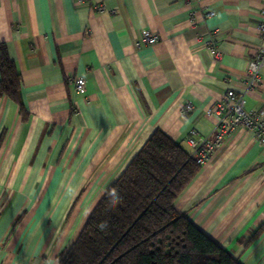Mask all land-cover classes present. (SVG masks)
<instances>
[{
    "label": "crops",
    "instance_id": "1",
    "mask_svg": "<svg viewBox=\"0 0 264 264\" xmlns=\"http://www.w3.org/2000/svg\"><path fill=\"white\" fill-rule=\"evenodd\" d=\"M263 21L264 0H0V48L21 75L19 99L0 95V264H57L156 130L191 151L230 89L264 115V65L249 86ZM214 30L219 59L205 43ZM175 205L244 264H264V146L251 131L234 129Z\"/></svg>",
    "mask_w": 264,
    "mask_h": 264
},
{
    "label": "trees",
    "instance_id": "2",
    "mask_svg": "<svg viewBox=\"0 0 264 264\" xmlns=\"http://www.w3.org/2000/svg\"><path fill=\"white\" fill-rule=\"evenodd\" d=\"M0 73V95L19 99L21 75L4 45ZM202 166L192 150L156 130L106 189L57 264H244L175 205Z\"/></svg>",
    "mask_w": 264,
    "mask_h": 264
},
{
    "label": "built area",
    "instance_id": "3",
    "mask_svg": "<svg viewBox=\"0 0 264 264\" xmlns=\"http://www.w3.org/2000/svg\"><path fill=\"white\" fill-rule=\"evenodd\" d=\"M86 1V0H78ZM98 12L105 11L103 4L98 3L96 6ZM192 15V14H191ZM213 15V12H210ZM193 20V18H191ZM260 33L264 36V21L259 25ZM217 30H214L210 37L205 41L208 50L212 53L214 59L221 58V53L215 41ZM159 35L151 30L143 33V42L146 45L156 44L159 41ZM264 65V49H261L255 60L249 64V73L251 80L249 86H253L259 80V72ZM74 90L77 93H84L86 90V80L83 77H75L72 79ZM246 99L243 95L237 94L230 89L222 100L215 104L208 113L218 118V126L213 136L195 137L192 132L187 141L192 148V155L196 158L197 163L204 165L213 153L221 147L225 138L236 128H245L251 131L257 140L264 146V115L261 112L247 110ZM191 108V105H188Z\"/></svg>",
    "mask_w": 264,
    "mask_h": 264
},
{
    "label": "rangeland",
    "instance_id": "4",
    "mask_svg": "<svg viewBox=\"0 0 264 264\" xmlns=\"http://www.w3.org/2000/svg\"><path fill=\"white\" fill-rule=\"evenodd\" d=\"M89 214H90V213H89ZM88 216H89V215H87V217L84 218L83 221L81 220V222H80V225H81V226H79L80 229L78 228V229H79V231H78L79 233H80L81 229L83 228V226H84V224H85V222H86ZM71 218H74V214L71 215V217L69 218V220H70ZM69 220H66V221H69ZM78 229H77V230H78Z\"/></svg>",
    "mask_w": 264,
    "mask_h": 264
}]
</instances>
